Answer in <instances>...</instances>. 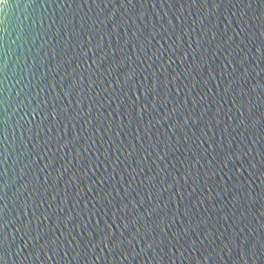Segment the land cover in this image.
Wrapping results in <instances>:
<instances>
[{
  "label": "water",
  "instance_id": "obj_1",
  "mask_svg": "<svg viewBox=\"0 0 264 264\" xmlns=\"http://www.w3.org/2000/svg\"><path fill=\"white\" fill-rule=\"evenodd\" d=\"M249 3L0 6L6 264H264V9Z\"/></svg>",
  "mask_w": 264,
  "mask_h": 264
},
{
  "label": "snow or ice",
  "instance_id": "obj_2",
  "mask_svg": "<svg viewBox=\"0 0 264 264\" xmlns=\"http://www.w3.org/2000/svg\"><path fill=\"white\" fill-rule=\"evenodd\" d=\"M0 2L6 3V0H0ZM128 2H129V4H131V0H128ZM215 6H216V5L214 4L213 7H215ZM248 6H249V7L258 6V7H261L262 9H264V0H260V4H259V5H253L252 3H249ZM262 46H264V45H262ZM258 51H259V49H258ZM154 54H155V53H154ZM201 59H203V57H201ZM94 63H95V61H94ZM229 75L231 76L232 74L229 73ZM234 79H235V77L233 76L232 79H229V80L227 81V84H226V90H227V87L230 86V85L233 83V80H234ZM144 91L147 92L148 89H144ZM77 95H80V93L78 92ZM137 100H139V97H137ZM76 103L79 104L80 101L77 100ZM37 107H39V106H37ZM251 107H254V105H252ZM33 111H36V109H33ZM50 111H51V113L53 114L54 117H55L56 114L58 113V109H57V107H55V106L52 107V108L50 109ZM261 117H264V112H262V113L260 114V116H252V123H253V125H255L256 123L260 122V121H261ZM75 118H76L75 116H71V117H70V119H73V120H74ZM89 166L91 167V165H89ZM161 219H162V218H161ZM25 229H27V225H25ZM6 242H7V236H6V235L0 237V245H6ZM121 243H122V242H121L118 238H117V239H114V240L112 241L111 247H112V248H117V247H119V245H120ZM105 247H108V245L105 244ZM0 264H6L5 256H4L2 253H0Z\"/></svg>",
  "mask_w": 264,
  "mask_h": 264
},
{
  "label": "clouds",
  "instance_id": "obj_3",
  "mask_svg": "<svg viewBox=\"0 0 264 264\" xmlns=\"http://www.w3.org/2000/svg\"><path fill=\"white\" fill-rule=\"evenodd\" d=\"M0 6L11 7V5H8V4L3 3V2H0ZM4 65H5V66L7 65V59H5V61H4Z\"/></svg>",
  "mask_w": 264,
  "mask_h": 264
}]
</instances>
